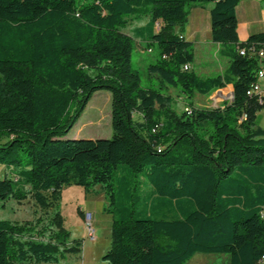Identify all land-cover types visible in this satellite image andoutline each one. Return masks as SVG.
<instances>
[{
	"label": "trees",
	"instance_id": "1",
	"mask_svg": "<svg viewBox=\"0 0 264 264\" xmlns=\"http://www.w3.org/2000/svg\"><path fill=\"white\" fill-rule=\"evenodd\" d=\"M240 1L0 0V208L29 199L42 212L35 221L0 219V264H56L82 252L59 210L71 185L105 194L109 264H185L196 253L261 263L264 101L247 92L264 67L249 52L264 50V31L239 40ZM196 2L212 4L211 38L229 62L215 75L195 71L184 35ZM134 37L156 46L150 73L161 87H179L190 113L141 85ZM229 85L231 101L194 106L195 94ZM101 90L111 94L112 134L66 137Z\"/></svg>",
	"mask_w": 264,
	"mask_h": 264
},
{
	"label": "rangeland",
	"instance_id": "2",
	"mask_svg": "<svg viewBox=\"0 0 264 264\" xmlns=\"http://www.w3.org/2000/svg\"><path fill=\"white\" fill-rule=\"evenodd\" d=\"M199 3V2H198ZM210 4V2H205ZM143 22V21H142ZM142 22L129 25L124 32L132 35L133 28ZM132 66L140 73L141 85L145 88H157L172 98L170 107L178 114L186 112L187 102L179 87H161L159 78L150 73L149 65L156 60V46L149 45L147 41L141 42L134 37ZM152 47L150 51L148 47ZM213 46V45H212ZM212 61H209V56ZM208 57V58H206ZM204 60L207 64L204 65ZM209 62V63H208ZM211 62V63H210ZM227 67L225 59L217 52L216 48L207 44H197L195 47V60L193 68L200 75H215ZM232 86L217 90L211 96L195 94L193 102L197 108H213L232 100ZM112 98L107 90L98 91L93 95L81 117L66 137H109L112 134L111 124ZM137 118V115H135ZM256 122L264 128V109L260 110ZM6 169L0 165V177L7 174ZM107 199L99 186L96 191L86 192L77 185L67 186L63 190L59 203L65 227L70 231L71 238L82 239L83 249L79 254H70L66 259L56 264H109L103 256L112 245V215L105 211ZM92 211L93 225L96 230V240L87 237L81 211ZM80 211V212H79ZM42 212L29 199L22 202L9 201L5 208H0V219L16 221H35ZM229 261V255L217 253H196L185 264H222ZM55 264V263H43Z\"/></svg>",
	"mask_w": 264,
	"mask_h": 264
},
{
	"label": "crops",
	"instance_id": "3",
	"mask_svg": "<svg viewBox=\"0 0 264 264\" xmlns=\"http://www.w3.org/2000/svg\"><path fill=\"white\" fill-rule=\"evenodd\" d=\"M211 5V3L205 4L201 2H196L193 4L184 35L187 40L194 43V48L199 43L207 44L210 47L214 46L217 52H219L220 44L214 42L211 38ZM236 15L238 19L237 32L240 41L245 42L250 37V35L264 31V0H241L236 6ZM148 20L149 18L145 17L142 20L143 22L141 21L143 24H140L138 26L145 25ZM208 57L209 59L207 60L212 61L210 55ZM207 60H204V65L207 64ZM225 61L227 62L228 66V60L225 59Z\"/></svg>",
	"mask_w": 264,
	"mask_h": 264
},
{
	"label": "built area",
	"instance_id": "4",
	"mask_svg": "<svg viewBox=\"0 0 264 264\" xmlns=\"http://www.w3.org/2000/svg\"><path fill=\"white\" fill-rule=\"evenodd\" d=\"M156 26L159 28L160 23H157ZM241 54L246 55L247 50L245 48L241 49ZM249 52L251 54H254L258 56L259 58H264V50L263 49H256L254 46L250 48ZM190 66H186V69H188ZM247 94L249 96H257L260 102L264 101V67H262L257 75V80L254 82L250 89L248 90ZM233 97V95H232ZM186 112L190 113L191 110L187 107ZM247 117L246 114H244L241 118V120H244ZM93 213L92 211L85 210L83 211V220H84V225H85V230L87 232V237L91 240L94 241L96 240V230L93 225ZM260 264H264V257L261 260Z\"/></svg>",
	"mask_w": 264,
	"mask_h": 264
},
{
	"label": "water",
	"instance_id": "5",
	"mask_svg": "<svg viewBox=\"0 0 264 264\" xmlns=\"http://www.w3.org/2000/svg\"><path fill=\"white\" fill-rule=\"evenodd\" d=\"M232 95H233V91H232Z\"/></svg>",
	"mask_w": 264,
	"mask_h": 264
}]
</instances>
